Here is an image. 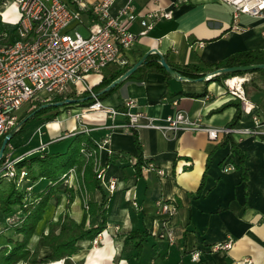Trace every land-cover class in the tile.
<instances>
[{"label":"crops","instance_id":"0c3cea01","mask_svg":"<svg viewBox=\"0 0 264 264\" xmlns=\"http://www.w3.org/2000/svg\"><path fill=\"white\" fill-rule=\"evenodd\" d=\"M83 1L91 4L101 0ZM126 1L116 0L112 13L117 14ZM132 3L138 17L128 26L135 36L134 45L125 51L126 66L130 68L154 52L173 64L203 66L205 62L223 60L237 52L264 49V18L240 15L239 29H233L232 8L217 0H132ZM158 9L171 10V17L154 21L153 27L141 35L144 29L142 16ZM124 67L113 64L99 76L90 75L92 87L98 85L104 76L110 77ZM257 76L258 73H247L227 80L242 78L244 90V84L249 85ZM208 80L191 81L172 74L166 78L162 73L150 71L143 80L137 76L126 77L100 101L124 112L125 100L134 99L138 110L152 117H165L182 111L192 118H200L205 126H226L236 108L228 107L218 113L212 111L237 99L228 92L225 83ZM248 99L264 121V95L260 100L259 95ZM85 108L75 105L63 110L62 118L57 116L49 123H40L37 133L27 143L30 145L36 141L35 150L13 156H26L41 144L51 151L55 145L52 142L67 141L78 133H84L92 144L110 135L108 144L97 149L95 154L96 168L105 170L103 180L116 182L112 193L103 186L109 196L106 226L96 247L92 245L93 240L77 243L78 250L70 258L73 264H240L246 259L252 260L253 264H264V141L259 136L232 135L237 148L246 155L243 165L248 179L245 183L239 153L230 145L219 146L222 137L212 141L205 132H183L177 137H165L157 130L139 129L144 158L164 170V175L147 172L138 178L132 165L137 155L132 133L106 128L110 121L104 113L85 112ZM115 120L124 122L127 118L119 114ZM254 127L253 115L242 111L236 128ZM61 143L58 144L59 150L66 146ZM111 151L120 154L125 162L118 160L106 167ZM226 166L233 168L226 172ZM203 177V189L198 193ZM68 180L76 186L73 197L69 192H58L60 200L52 199L32 238L31 246L38 251L40 258L51 253V249L43 244L44 236L49 232L50 223L57 222L60 216L68 212L77 223L84 220L86 228L96 227L101 220L99 215L86 216L84 207L91 199L100 202L101 192L97 190L90 194L84 188L88 197L85 201L77 172L76 176L69 175ZM44 182L36 183L35 189H44ZM158 199L175 200L178 205V213L172 220L178 238L175 246H169L165 240L155 236L162 220L156 206ZM134 201L138 209L133 206ZM142 228H146L151 236L142 255L136 258L131 251L124 250V242L129 232ZM227 240L232 241V248L212 250L215 244ZM194 251L200 252L198 260L192 259ZM45 264H65V261L61 259Z\"/></svg>","mask_w":264,"mask_h":264},{"label":"built area","instance_id":"2783aa9c","mask_svg":"<svg viewBox=\"0 0 264 264\" xmlns=\"http://www.w3.org/2000/svg\"><path fill=\"white\" fill-rule=\"evenodd\" d=\"M16 5L17 16L3 22L2 16L7 2ZM116 0H101L86 4L83 0H5L0 5V138L10 134L16 126L22 108L30 102H52L58 97L82 91L92 92L90 75H100L110 65L126 66L128 60L125 51L132 48L135 36L128 26L138 17L132 0H127L117 14L112 13ZM230 6L233 10L234 23L232 28L239 29L240 15L252 18H264V0H217ZM171 10L158 9L142 16L144 27L141 35H145L153 27L154 21L170 18ZM84 17L86 18L84 20ZM84 28L87 35H82L79 29ZM211 75L204 79L208 80ZM233 82L225 80L228 92L240 100L244 113L252 114L255 121L254 129L239 130L236 127H209L200 118H192L187 113L178 111L165 117H152L138 110L134 99L124 102L125 111L119 112L115 107L105 106L92 93L95 102L85 108V112H101L109 119L106 128L130 131L148 128L161 132L165 137H177L183 132H205L212 141H218L227 134L242 133L258 137L264 134V121L256 113V106L248 99L242 88L244 80L233 78ZM124 115L127 121L117 122L116 116ZM79 118V114H76ZM85 131H88L85 129ZM109 134L100 142H95L91 151L82 149L86 157L94 156L97 149H102L109 142ZM11 143L4 150L5 161L0 172L7 178L16 175L15 164L21 158L9 159ZM41 144L39 149H44ZM233 167L226 166L224 171ZM143 173L156 172L163 176L164 170L149 161L143 168ZM97 176L102 185L112 193L116 189L114 180H103L105 170L97 169ZM26 175L23 169L19 173V182ZM70 176H76L75 168L70 169ZM66 178L65 183H71ZM87 207V202L85 203ZM138 209L136 201L133 202ZM158 213L162 220L158 224L159 238L169 246L177 244V232L173 218L178 213L175 200L158 199ZM8 221L12 218L8 217ZM101 233L93 239L92 245L99 244ZM232 241L220 242L213 246V251L229 250ZM199 251L192 254L193 260H198ZM240 264H253L250 259Z\"/></svg>","mask_w":264,"mask_h":264},{"label":"trees","instance_id":"16d2710c","mask_svg":"<svg viewBox=\"0 0 264 264\" xmlns=\"http://www.w3.org/2000/svg\"><path fill=\"white\" fill-rule=\"evenodd\" d=\"M4 2L5 0H0V5ZM161 58L166 60L175 77L191 81L200 80L207 75H211L207 82L217 81L224 84L225 80L232 77L243 76L247 73H258V76L249 85L244 84V91L246 96L250 98L259 95V100L264 95V68L242 69L243 67L264 64V49L237 52L223 60L205 62L203 66L173 64L165 56L155 52L149 53L142 64L128 78L137 76L139 80H143L146 73L150 71L162 73L166 78H170L171 74L161 65ZM224 68L233 70L219 71ZM129 69L130 67L125 66L123 69L111 74L110 77L104 76L102 81L92 88L91 93L69 94L64 97H58L50 103L30 102L20 116L16 126L10 131L12 138L17 134H21L31 120L46 124L53 121L63 110L72 108L75 105L81 107L90 106L95 102L92 93L97 94L98 100H103L117 88L118 84L109 90L100 92ZM68 99L76 100V103H65L62 107L53 105L57 102H65ZM46 104L49 105L43 107ZM232 106L236 108V111L232 120L226 125L228 127H236L241 120L242 109L240 100L226 102L220 108L212 111L218 113ZM131 133L137 149V155L134 157L132 165L135 174L140 178L143 176L142 168L149 161L144 158L138 130L133 129ZM4 137L0 138V148ZM259 138L264 141V134L260 135ZM62 141L64 139L56 140L51 144H59ZM218 145H230L231 149L238 151L243 180L246 183L248 174L243 165L246 155L237 148L232 134L224 135ZM94 148L95 145L84 133H78L71 136L63 150L47 151L45 147L21 157L15 164L17 172L13 178L9 179L3 176V172H0V264H45L61 259H64L65 264H73L70 258L78 250L77 243L83 240H93L104 230L108 217L107 205L109 196L103 188L101 179L97 176L96 155L86 157L84 152L81 151L85 149L88 152ZM3 159L4 155L0 158V169L2 168ZM118 160L125 162L120 154L111 151L105 166L116 163ZM72 168H75L79 183L88 193L93 194L97 190L101 192V201L97 203L91 199L87 202L86 207V216L99 215L101 220L96 227L86 228L84 220L77 223L70 217L68 212L60 216L57 222L50 223L49 232L44 236L43 244L51 249V253L40 258L38 251L31 246L32 238L35 236L38 225L42 221L52 199L60 200L58 192L66 191L70 193L71 198L73 197V189L68 188L65 183L66 178H63V176L66 175L65 177H67L69 175V171ZM23 169L26 171V175L19 182V173ZM41 180L48 181V184L42 190L35 189V184ZM203 184L204 177L197 190L198 193L202 191ZM8 217H11L12 220L8 221ZM57 229H59L58 233L56 232ZM150 236L146 228L129 232L125 238L124 250L131 251L136 258L140 257L143 253L144 245ZM155 236L158 237L159 233L157 232Z\"/></svg>","mask_w":264,"mask_h":264},{"label":"rangeland","instance_id":"374dc122","mask_svg":"<svg viewBox=\"0 0 264 264\" xmlns=\"http://www.w3.org/2000/svg\"><path fill=\"white\" fill-rule=\"evenodd\" d=\"M6 13V14H5ZM17 16V13H16V5L12 2H7V5L4 9V15L2 16V21L3 22H7L9 21V19L11 17H15ZM79 32L82 34V35H87V31L84 29V28H81L79 29ZM102 72H105V70H103ZM91 84V83H90ZM92 86V85H91ZM93 88V87H92ZM85 92H90V91H82L81 93H71V94H74V95H80L82 93H85ZM91 93V92H90ZM69 95V94H68ZM30 103H27L24 105V107L22 108L21 110V113H20V116L22 115L23 111L27 108V106L29 105ZM59 118H62V114H60L58 116ZM40 125L39 121L37 120H31L29 123H27V125L25 126V129L24 131L21 133V134H17L15 135L11 140H10V143L13 145L12 148L10 149V156H9V159L13 158L14 155H19L21 154L22 152H25V153H28V152H31L34 147L36 146V144H38L36 141H34L32 144L28 145V140L30 138H33V135L35 133H37L36 129L37 127ZM47 138H45L46 140ZM28 143V144H27ZM62 145H67L68 144V140L67 141H62L61 143ZM14 146H17V147H14ZM17 150V153H15V151ZM58 149V144H55L53 147H52V151H55ZM35 150V149H34ZM24 153V154H25ZM5 161V157L3 159V162ZM2 162V164H3ZM48 184V181H45L44 182V185L46 186ZM67 186L68 188H72L73 191H76V186L74 184H71V183H67ZM82 190L84 189V187L81 188ZM83 197H84V200L87 201L88 200V197H87V192L86 190L84 189L83 190ZM86 205H84L85 207Z\"/></svg>","mask_w":264,"mask_h":264},{"label":"water","instance_id":"95a60500","mask_svg":"<svg viewBox=\"0 0 264 264\" xmlns=\"http://www.w3.org/2000/svg\"><path fill=\"white\" fill-rule=\"evenodd\" d=\"M146 56H144L140 61H138L135 65H133L125 74H123L122 76H120L119 78H117L114 82H112L108 87L105 88L104 91L106 90H109L110 88H112L113 86H115L116 84L120 83L122 80H124L126 77H128L129 75H131L133 72H135V70L137 69V67L139 65L142 64L144 58ZM161 62V65L164 67V69L169 72L170 74L174 75V72L171 70V68L169 67L168 63L166 62V60L164 58H161L160 60ZM253 68H264V64H260V65H256V66H250V67H243L242 69H253ZM230 70H233V69H227V68H224V69H221L219 71H230ZM211 78V77H210ZM209 78V79H210ZM184 79V78H182ZM65 103H69V104H73V103H76V100H71V99H68L66 100L65 102H57V103H54L53 105L55 106H59V107H62L64 106ZM49 104H46L44 105L43 107L45 106H48ZM12 139V135L11 134H7L4 139H3V142H2V146L0 148V158L3 156V153H4V150L8 144V142Z\"/></svg>","mask_w":264,"mask_h":264},{"label":"bare ground","instance_id":"6f19581e","mask_svg":"<svg viewBox=\"0 0 264 264\" xmlns=\"http://www.w3.org/2000/svg\"><path fill=\"white\" fill-rule=\"evenodd\" d=\"M6 14V13H5ZM231 82H233L234 80L230 79Z\"/></svg>","mask_w":264,"mask_h":264}]
</instances>
